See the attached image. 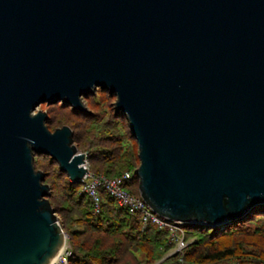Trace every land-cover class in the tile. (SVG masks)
Instances as JSON below:
<instances>
[{
    "label": "water",
    "instance_id": "obj_1",
    "mask_svg": "<svg viewBox=\"0 0 264 264\" xmlns=\"http://www.w3.org/2000/svg\"><path fill=\"white\" fill-rule=\"evenodd\" d=\"M99 88L129 121L153 212L221 227L264 204V0H0V264L63 249L35 153L72 182L88 157L36 110L88 111Z\"/></svg>",
    "mask_w": 264,
    "mask_h": 264
},
{
    "label": "trees",
    "instance_id": "obj_2",
    "mask_svg": "<svg viewBox=\"0 0 264 264\" xmlns=\"http://www.w3.org/2000/svg\"><path fill=\"white\" fill-rule=\"evenodd\" d=\"M109 94L107 89L99 90L100 102L92 93L89 112L75 111L61 102L49 105L47 125L53 130L64 125L72 127L75 143L88 151L94 173L117 177L132 172L134 177L124 188L138 195L139 146L125 113L113 112L102 125L106 108L112 106L103 103ZM35 165L47 171L45 183L52 187L50 202L73 248L69 264L177 262L180 253L167 257L176 244L170 241V230H160L154 223L144 229L140 214H132L103 189L99 190L97 211L94 199L82 191V182H72L49 155L35 153ZM184 231L185 239L191 241L184 250L186 263L264 264V204L226 226L185 224Z\"/></svg>",
    "mask_w": 264,
    "mask_h": 264
},
{
    "label": "built area",
    "instance_id": "obj_3",
    "mask_svg": "<svg viewBox=\"0 0 264 264\" xmlns=\"http://www.w3.org/2000/svg\"><path fill=\"white\" fill-rule=\"evenodd\" d=\"M88 173L84 177L82 182V191L91 196L99 211L100 203V189L108 192L114 197L118 204L127 207L132 214H140L142 217L143 228L148 227L150 223H154L157 227L170 230V241L176 243L177 253L180 256L176 263L172 264H189L184 260V250L187 249L190 241L185 239L184 223L180 221H172L159 216L150 208L141 195H133L124 188V184L130 182L133 179L132 172H125L117 177H108L104 174H96L91 168L89 161L86 163ZM73 255V248L67 237L65 245L61 252L56 256L51 264H69L70 258Z\"/></svg>",
    "mask_w": 264,
    "mask_h": 264
},
{
    "label": "rangeland",
    "instance_id": "obj_4",
    "mask_svg": "<svg viewBox=\"0 0 264 264\" xmlns=\"http://www.w3.org/2000/svg\"><path fill=\"white\" fill-rule=\"evenodd\" d=\"M99 90H102L101 88H99L98 90H96L94 93H93V95H95V97H96V99H98V101H100L101 102V100H102V98H100L99 96H97V94H98V91ZM110 92V91H109ZM92 94H89V95H87V96H83V98H82V102L85 104V106L89 109L90 108V98H89V96H91ZM109 95H111L108 99H106V100H103V103H106L107 104V106H108V102H110L111 104H112V106L110 107V106H108L107 108H106V114H105V116H104V121H103V123H102V125H104L106 122H108L109 121V119H110V117L113 115V112H116V113H120V112H117V110H116V107H115V105H116V101H117V97H116V95H112L111 93L109 94ZM61 103H64V102H61ZM57 104V103H56ZM49 105H52V104H47V103H43L42 105H40L39 107H38V109L36 110V111H46L47 113H48V106ZM63 105H67V103H64ZM69 106H71L70 104H68ZM71 108L72 109H74L75 111H82V110H78V109H75V108H73L72 106H71ZM90 110V109H89ZM89 110L88 111H82V112H89ZM49 114V113H48ZM130 126V125H129ZM49 127V126H48ZM131 128V127H130ZM49 129L51 130V131H54V130H56V129H51L50 127H49ZM75 139V138H74ZM76 145H77V143H75ZM139 146V145H138ZM77 147L79 148V146L77 145ZM139 148V147H138ZM79 150L80 151H82V152H84V153H86L87 154V157H88V151H86V150H81L80 148H79ZM88 161H89V159H88ZM140 166V165H139ZM35 167H36V165H35ZM139 168V167H138ZM36 169H37V167H36ZM37 170H42V171H44L46 174H47V171H45V170H43V169H37ZM68 175V174H67ZM47 184H49V183H47ZM50 185V184H49ZM51 186V185H50ZM51 190H52V187H51ZM102 190V189H101ZM105 191V190H104ZM138 192H139V187H138ZM140 195V192H139V194L137 195V196H139ZM54 208V207H53ZM57 213V212H56ZM57 216H58V218H59V221H60V223L62 222V220H61V218H60V216H59V214L57 213ZM62 225V224H61ZM67 234V233H66ZM68 235V234H67ZM68 238H69V236H68ZM191 242V241H190ZM177 245L175 244V247L173 248V249H171L169 252H168V255H167V257H169V256H171V255H173V254H176L177 253ZM166 257V258H167Z\"/></svg>",
    "mask_w": 264,
    "mask_h": 264
}]
</instances>
